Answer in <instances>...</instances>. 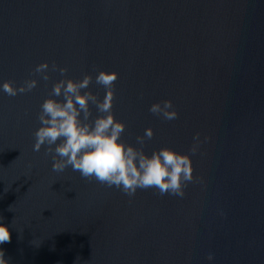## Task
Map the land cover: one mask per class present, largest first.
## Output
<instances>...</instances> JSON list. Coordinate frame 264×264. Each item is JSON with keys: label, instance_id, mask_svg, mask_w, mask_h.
<instances>
[{"label": "water", "instance_id": "95a60500", "mask_svg": "<svg viewBox=\"0 0 264 264\" xmlns=\"http://www.w3.org/2000/svg\"><path fill=\"white\" fill-rule=\"evenodd\" d=\"M43 61L69 78L91 73L101 99L98 71L119 73L122 139L135 144L151 127L146 152L189 153L183 198L155 188L130 197L71 167L54 172L34 133L64 77L2 91ZM164 99L176 120L149 112ZM0 223L8 264H264V0H0Z\"/></svg>", "mask_w": 264, "mask_h": 264}, {"label": "clouds", "instance_id": "9594fccd", "mask_svg": "<svg viewBox=\"0 0 264 264\" xmlns=\"http://www.w3.org/2000/svg\"><path fill=\"white\" fill-rule=\"evenodd\" d=\"M53 71H58L64 78L53 84L51 94L40 106L38 120L41 126L34 133L33 150L39 151L42 146H47L45 154L52 155L54 172L60 173L71 167L82 178H94L101 184L122 190L130 197L138 189L155 188L160 195L170 194L183 198L188 183L194 180L189 153L168 147L154 149L150 154L146 152L144 145L154 136L151 127L136 137L135 144L122 139L126 123L116 119L113 114L114 85L119 79V73L98 71L95 83L105 89L101 99L89 87L93 82L91 73L77 80L66 76L67 67L55 62L49 65L48 61H43L33 69L34 78L25 79L19 86L5 80L2 91L10 97L31 92L39 80L47 83ZM92 106H95V116ZM149 112L165 121L176 120L179 115L170 99L152 103ZM193 141L191 154L197 153L199 149V133L194 135ZM9 242L10 228L0 223V245ZM207 259L212 261L214 255L209 253ZM0 264H8L2 249Z\"/></svg>", "mask_w": 264, "mask_h": 264}]
</instances>
